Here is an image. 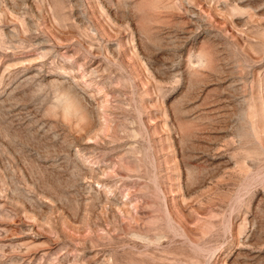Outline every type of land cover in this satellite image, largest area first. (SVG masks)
Instances as JSON below:
<instances>
[{
    "label": "rangeland",
    "instance_id": "374dc122",
    "mask_svg": "<svg viewBox=\"0 0 264 264\" xmlns=\"http://www.w3.org/2000/svg\"><path fill=\"white\" fill-rule=\"evenodd\" d=\"M0 264H264V0H0Z\"/></svg>",
    "mask_w": 264,
    "mask_h": 264
}]
</instances>
